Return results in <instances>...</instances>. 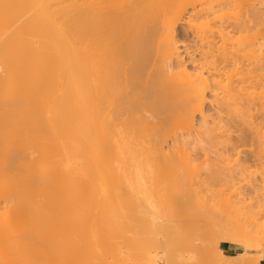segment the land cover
<instances>
[{
  "label": "bare ground",
  "instance_id": "6f19581e",
  "mask_svg": "<svg viewBox=\"0 0 264 264\" xmlns=\"http://www.w3.org/2000/svg\"><path fill=\"white\" fill-rule=\"evenodd\" d=\"M252 1L227 18L238 0H0V264H76L68 259L81 227L71 210L88 203L97 210L91 239L104 240L90 264H132L160 240L168 203L180 211L207 201L208 172L224 165L234 181L247 163L264 168V34L257 43L252 34L264 26V0ZM200 154L208 160L197 166ZM251 184L227 189L225 205L251 200ZM254 205L242 219L216 215V231L185 248L189 264L263 262ZM132 215L144 218L140 228ZM220 244L241 253L228 259Z\"/></svg>",
  "mask_w": 264,
  "mask_h": 264
},
{
  "label": "rangeland",
  "instance_id": "374dc122",
  "mask_svg": "<svg viewBox=\"0 0 264 264\" xmlns=\"http://www.w3.org/2000/svg\"><path fill=\"white\" fill-rule=\"evenodd\" d=\"M250 2L251 3V1L252 0H238V2L236 3V5H238V6H236L235 8L237 9H234V11H232L233 9H231V10H225L223 13H222V16H228V17H232L233 15H235V14H237V12L239 11V13H241L242 12V9L243 8H241V7H243V6H247L249 3L248 2ZM256 1V0H255ZM243 2L246 4H243ZM253 2V1H252ZM240 3H242L241 5H240ZM254 4V3H253ZM243 5V6H242ZM241 6V7H240ZM239 9H238V8ZM240 8H241V10H240ZM246 9V7L243 9V12H244V10ZM234 12H236L235 14H233ZM242 12V13H243ZM238 13V14H239ZM230 15H232V16H230ZM227 17V18H228ZM226 18V19H227ZM256 28V27H255ZM255 28L253 29L254 31H253V33L252 34H254V37L256 38L255 40H257V41H255L254 39V41L257 43L258 42V40H260L261 39V34H264V32H262V33H260L259 34V30L260 31H264V30H261V29H263L264 28V26H263V28L262 27H257L256 28V31H255ZM261 28V29H260ZM258 30V31H257ZM258 32V33H257ZM251 33V32H250ZM256 33V34H255ZM252 34H250L252 37H253V35ZM260 36V38H259V36ZM177 36H178V40L180 41V42H182V44H187L188 42H189V37H190V34L188 33L187 34V32H186V30H185V28L180 24L179 26H178V28H177ZM189 36V37H188ZM256 36H258V37H256ZM253 37V38H254ZM259 38V39H258ZM185 41V42H184ZM259 43H260V41H259ZM262 57H264V53L262 52ZM187 69L188 70H190L191 69V67H190V65H188L187 66ZM207 98H210V99H208V102H212L211 100V97H207ZM211 104V103H210ZM215 109V107H214V104L213 105H209V103H207L206 104V106H205V112H207V115H214V110ZM199 120V117H197L196 118V124L198 123L197 121ZM208 120H211L210 118H208ZM202 155L200 154V157H198L197 159H198V161L195 159V157H194V160H196L197 161V163H195V165H197L198 163L199 164H201L200 162H205L206 161V159L208 160V158H205L206 156H202ZM195 161V162H196ZM232 163V162H231ZM198 164V165H199ZM253 163H247V165H248V169H246V171L244 170V174L242 175V174H240V173H238V175L237 174H235L234 176L235 177H237V179L236 178H233V180L234 181H232V179H229V180H227L226 178L228 177L229 178V176H224L223 175V172H225V173H229L228 175H230V178H232L231 177V175H233V173L231 172H229V169L227 170L226 168H224V165H223V167L222 168H224V169H226L227 170V172L224 170L223 171V169L222 168H220V167H218V168H216L215 170H213L212 172V175H211V173L209 174V172H208V175H210V179L209 180H211V181H209L207 178V180L206 179H203V177L204 176H200V175H205L204 173L203 174H200L199 176L204 180V182H203V185L200 187V186H198L199 184L197 183V186H196V181L197 182H200V179H199V177L198 176H196V174L194 173V177H197V178H194V179H199V181L198 180H196L194 183V185L196 186L195 188H198V190L197 191H199L200 190V192H201V189H204V190H202L203 192L202 193H200L199 194V196H201L202 198V200H207V201H205V203H204V201H202V200H200V202L202 201L203 203H197V201H194V202H196V203H194V202H192V203H188V205L186 206V208L185 209H182V210H184L185 212H186V214H185V212H183L182 213V210H180L179 211V209H177V208H174V204L175 203H168V205H166V209L162 212V218H161V220H160V223H159V225H161L162 224V227L161 228H159L158 230H156L153 234L154 235H156V234H158V235H161V238H160V240L159 241H157L151 248H148L147 247V249L148 250H146V249H144V248H142V246H141V248H137L138 246H139V244H137L136 245V247L134 248H132L133 250L135 249L136 251L137 250H139V249H143V252L145 251V252H147V254L148 255H146V254H143V252L142 251H140L143 255H142V257L141 258H143V256H146L145 257V259L147 258V260H148V263L149 264H165L167 261H166V259L167 260H169V256L172 258V260L170 259L168 262H167V264H189V262L190 261H192L191 260V257H190V259H188L187 257H186V255H187V251L185 250V248L187 247V246H189V245H191L192 244V240H194V239H196L197 237H200V236H204V238L206 237V239L207 238H209L211 235H212V232L215 230L216 231V226H215V221H212L211 222V220H213V218H215L214 220H217V218H216V215L217 216H219L220 218H218L219 219V221L220 222H222V223H226V222H229V218L232 216V215H235L234 217H232L233 219H235L236 217L237 218H245L248 214H249V212H251L253 209L252 208H250V207H252L254 204H258V203H262V204H258V205H261L262 207H260L261 209H262V211H261V209L260 210H257L256 208H258V207H256L255 205V207H253V208H255L256 210H255V214H258L255 218L257 219L256 220V224H257V226H259V227H264V168L262 167L263 165H260V166H256L255 165V163H254V165H252ZM197 165V166H198ZM203 165V164H202ZM246 165V166H247ZM259 165V164H258ZM204 167H203V169L205 168V163H204V165H203ZM230 166V163L228 164V167ZM232 166V165H231ZM227 167V168H228ZM221 169L220 171L222 172H220L219 173V170H217V169ZM263 169V171H262V169ZM203 170H201V172H202ZM216 171V172H215ZM218 171V172H217ZM215 173V174H214ZM224 173V174H225ZM241 173H243V172H241ZM263 173V174H262ZM198 175V174H197ZM206 175H207V173H206ZM215 175V176H214ZM220 175V176H219ZM237 175V176H236ZM193 176V175H192ZM191 176V178H193ZM221 176H224L225 177V179L227 180V182L229 183H226V182H224V180H221V179H223L224 177H222V178H220ZM206 177V176H205ZM220 179H219V178ZM214 180V181H212V179ZM215 178V179H214ZM217 178V179H216ZM225 180V181H226ZM230 180H231V183H230ZM235 180H237V181H235ZM261 180H262V182H261ZM207 182V184H206V182ZM218 181H221V182H218ZM222 181H223V183H222ZM249 182H251V183H255L256 185H257V187H256V185H255V189L253 190H250V197H251V200L249 201H247V203H244L243 205L242 204H238V205H232V203H228V205L229 206H231L230 207V209H226V207H228L229 208V206H226L225 204L227 203H224V196H225V198L226 197H230L231 196V192L230 191H228V190H232V192L234 193V195H235V191H237L238 193L239 192H242L241 190L243 189V191H244V188H247V183H248V185H254V184H251V183H249ZM225 183H226V185H228V186H226L225 185ZM221 184V185H220ZM222 184H224V185H222ZM207 187H206V186ZM203 186H205V188L203 187ZM222 186V187H221ZM224 186V187H223ZM193 187V186H192ZM199 187L201 188V189H199ZM230 187V188H229ZM195 188H193V189H195ZM228 189V190H227ZM206 190H207V194H205L204 192H206ZM224 190H227V191H225L224 192ZM246 190V189H245ZM195 191H196V189H195ZM196 191V192H197ZM220 192H224V194L222 193V195H221V193ZM199 193V192H198ZM220 193V196H223V197H220L218 194ZM230 193V194H229ZM233 193H232V196H231V198H227V199H229L228 200V202L230 201V199H232L233 198ZM202 194H204L203 196H202ZM205 195H208V196H210V197H207V196H205ZM204 196L205 197H207V198H209V201H208V199L206 198V199H204ZM215 196H216V198H215ZM219 196V197H218ZM217 198H219V199H217ZM221 198V199H220ZM227 199H226V201H227ZM217 201H219V202H217ZM209 202V203H208ZM217 202V203H216ZM134 205H135V203H133ZM167 204V203H166ZM128 205V204H127ZM126 205V206H127ZM132 205V204H131ZM137 205V204H136ZM170 205H171V210L173 211V210H178V211H176V214H175V211H173V214H172V212L170 211V209H169V207H170ZM226 206V207H224V206ZM257 205V206H258ZM86 206V207H85ZM88 206V207H87ZM89 206H90V208H89ZM92 206V207H91ZM130 206V205H129ZM173 206V207H172ZM128 207V206H127ZM148 207H150V206H148ZM168 207V208H167ZM233 207V208H232ZM78 208V209H77ZM88 208V209H87ZM116 207L114 206V210H113V212L115 213V214H117V216H118V214H119V212L118 211H116V209H115ZM145 208V207H144ZM151 208V207H150ZM84 209V210H83ZM94 209V205H92L91 203H88V205L87 204H83V205H80V208H79V205H78V207H74V210H73V212H72V210H71V214L73 213V216H74V218L77 220V226L80 228L79 230H78V228L77 229H75L76 230V232H78V231H80V232H78V233H76V235H78L77 237H78V245H76V249H74V252H73V254H75V255H69L70 256V259H68V260H74L75 262H76V264H84V262H88V261H90V262H88L89 264L90 263H92V262H94V252L96 251V250H98V248H99V250H100V248H102V244L101 243H104V240H103V238H102V236L100 235V236H97V237H99V238H97L96 237V241H98L97 239H99L100 240V242H96L95 241V239H94V241L91 239L94 235H92L93 234V232L95 231V229L93 228V225L90 227V223L91 222H93V221H95L94 219H96L95 217H96V206H95V209ZM118 209H119V207H118ZM117 209V210H118ZM128 209V208H127ZM147 208H145L144 210H146ZM155 208H153V210H154ZM169 209V210H168ZM252 209V210H251ZM82 210V211H81ZM89 212H87V211ZM96 210V211H95ZM156 210V209H155ZM154 210V211H155ZM224 210V211H223ZM226 210V211H225ZM230 210H231V213L232 212H234V213H232L231 214V216H229V215H226V212L228 211V212H230ZM2 211V210H1ZM1 211H0V213H1ZM80 211V212H79ZM146 211H148V209L146 210ZM150 211V210H149ZM154 211H152V208H151V211L150 212H146L147 213V216H148V213H150L149 215H152L151 214V212H153V214H154ZM254 211V210H253ZM256 211H258V212H260L261 211V214L260 213H256ZM74 212H75V214H74ZM145 211H143V213H144ZM167 214L168 212L170 213V215H169V213H168V215H164L165 213ZM179 212V213H178ZM228 212H227V214H228ZM79 213V214H78ZM92 213V214H91ZM93 213H94V215H95V217H92L93 216ZM142 213V214H143ZM145 213V214H146ZM178 213V214H177ZM182 213V214H181ZM210 213H211V215H210ZM224 213V214H223ZM254 213V212H253ZM78 214V215H77ZM84 214V215H83ZM85 214H87V215H85ZM90 214V215H89ZM155 214H156V212H155ZM174 214L175 215H177V216H174ZM180 214L183 216V217H181L180 216ZM185 214V215H184ZM212 214H214V217L212 216ZM222 214V215H221ZM83 215V216H82ZM161 215V214H160ZM202 215V216H201ZM203 215H206V217H205V219H206V221H205V226H204V224H202L203 226L202 227H199V225L201 226V223L199 224V225H197L196 224V222L195 221H193L194 219H196V217H203ZM208 215H210L211 216V218H210V220L208 219ZM221 215V216H220ZM224 215H226V216H224ZM133 216V217H132ZM132 216H128L129 217V219H128V222L129 221H133L134 223L137 221V220H139L138 221V223L136 224H134L133 222L131 223V222H129L130 223V225H137V228H140V224H141V221L140 220H142V219H144L143 217H142V219H140L141 218V216L139 217H136L135 215H132ZM143 216H145L144 214H143ZM175 218H174V217ZM222 216H224V217H222ZM77 217H78V219H77ZM80 217V218H79ZM89 219L90 217V220H88L87 218ZM134 217H136V218H134ZM146 217V216H145ZM176 219L175 220V222H174V219ZM177 217H178V223H176V221H177ZM199 217V218H200ZM94 218V219H93ZM131 218V219H130ZM137 219V218H139V219H137L136 221H134V219ZM179 218H180V220H179ZM181 218H184V219H181ZM231 218V219H232ZM82 221L81 223H80V220ZM83 219L85 220V219H87V221L86 222H88V224H86V222H83ZM204 219V220H205ZM225 220V222H224V220ZM78 220H79V222H78ZM92 220V221H91ZM173 220V222H171ZM181 220H183L182 222H181ZM204 220H203V222H204ZM208 220V221H207ZM196 221H199L198 220V218H197V220ZM139 222H140V224H139ZM210 222H211V224H210ZM220 222H218V221H216V224H218V223H220ZM82 223H84V224H86L85 226H82V225H84V224H82ZM172 223V224H171ZM198 223V222H197ZM206 223H207V225H206ZM166 224V225H165ZM167 224L168 225H170L171 227H168L167 226ZM174 225V226H173ZM212 227L211 229H209L210 227ZM89 226V227H88ZM99 225H97V228L99 229V227H98ZM167 226V227H166ZM214 226V227H213ZM85 227V228H84ZM132 227H134L135 229H137L136 228V226H132ZM204 227V228H203ZM209 227V228H208ZM89 228V229H88ZM133 228V229H134ZM200 228H202V229H200ZM206 228H208V229H206ZM229 228H231V227H229ZM229 228H228V230H229ZM90 229H92V231L90 230ZM205 229V230H204ZM212 229H214V230H212ZM84 230V231H83ZM88 230V231H87ZM91 232H90V231ZM227 230V229H226ZM87 231V233H85ZM210 231V233L208 234V232ZM85 234H84V233ZM225 232V231H224ZM224 232H221V233H224ZM227 232V231H226ZM80 233V234H79ZM82 233L84 234V235H82ZM89 233V234H88ZM90 234H91V236H90ZM211 234V235H210ZM80 236H82V237H80ZM84 236V237H83ZM89 236V237H88ZM85 237L86 238H88V239H85ZM94 238V237H93ZM93 241V243L94 242H96V243H92V244H89V242L91 243L92 241ZM132 239V238H131ZM158 239V238H157ZM82 241V242H81ZM87 241V244H88V246H86L87 244L85 243ZM132 241H133V239H132ZM80 242H81V244L83 243L84 244V246H82L81 244H80ZM113 242V241H112ZM135 242V241H134ZM134 242H133V244H134ZM109 243H111V240L109 241ZM137 243V242H136ZM96 244H100L101 245V247H100V245H98V246H96ZM80 245V246H79ZM91 245V246H90ZM224 244H220L219 245V247H218V249H220L221 250V248H222V246H223ZM225 245H229V244H225ZM90 246V247H89ZM94 246V247H93ZM132 246H135V245H132ZM139 246V247H140ZM84 247V249L81 251V248H83ZM96 247V249H94ZM98 247V248H97ZM78 248V249H77ZM86 248H88V250L86 249ZM93 250H92V249ZM137 248V249H136ZM233 251H234V256L235 255H238L239 253H241L240 251H237V250H234L233 248H231ZM86 250H87V253H89V254H86ZM90 250H91V252L93 253V255H92V257H93V259H92V257H90L91 256V253H90ZM95 250V251H94ZM133 250H131V252L133 253ZM134 250V253L136 252ZM186 252H185V251ZM121 251H123L122 249H120V252ZM77 254H76V253ZM79 252H80V254H79ZM211 252H214L213 250L211 251ZM168 253V257L166 256V254ZM140 254V253H136L135 255L136 256H133L134 254H132V264H133V261H134V264H135V262H136V259H134V258H138L139 257V261L140 262H142V260H141V258H140V256H141V254H140V256H138V255ZM197 254H199V253H197ZM200 254H202L203 256L205 255V257L207 256L206 254H203V253H200ZM224 254V253H223ZM84 255V256H83ZM89 255V256H88ZM189 256H192V259H199L200 258V256L202 257V255H200L199 257L198 256H193V254H188ZM194 255H196V254H194ZM225 255V254H224ZM69 256L67 257V258H69ZM76 256V258H74ZM125 256V255H124ZM89 257H90V259H89ZM167 257V258H166ZM198 257V258H197ZM82 258V259H81ZM86 258H88V260H86ZM202 258H204V257H202ZM41 258L39 259V258H37V259H35V261L33 262V263H31V264H36V263H39V264H41ZM93 260V261H92ZM107 261L109 260L110 261V259H106ZM103 261V263H105V262H107V261ZM38 261V262H37ZM58 262V259L56 260H54V262L53 263H51V264H57V262ZM80 261V263H78ZM84 261V262H83ZM139 261H138V264H141V263H139ZM166 261V262H165ZM87 262H86V264H87ZM21 263H22V261H21ZM20 263V261L19 262H17L16 264H21ZM29 263V261H27L25 264H28ZM262 263V262H261ZM260 263V264H261ZM12 264H15V263H12ZM100 264H102V263H100Z\"/></svg>",
  "mask_w": 264,
  "mask_h": 264
},
{
  "label": "crops",
  "instance_id": "0c3cea01",
  "mask_svg": "<svg viewBox=\"0 0 264 264\" xmlns=\"http://www.w3.org/2000/svg\"><path fill=\"white\" fill-rule=\"evenodd\" d=\"M221 251L227 256L228 259H231L234 256V251L229 245L224 244L221 248ZM261 264H264V261Z\"/></svg>",
  "mask_w": 264,
  "mask_h": 264
}]
</instances>
